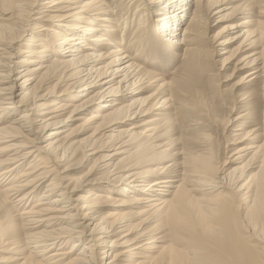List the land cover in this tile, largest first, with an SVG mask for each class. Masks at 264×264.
<instances>
[{"label":"bare ground","instance_id":"6f19581e","mask_svg":"<svg viewBox=\"0 0 264 264\" xmlns=\"http://www.w3.org/2000/svg\"><path fill=\"white\" fill-rule=\"evenodd\" d=\"M37 1L0 0V264H42L54 249L46 264H264V164L252 196L245 198L247 191L239 195L242 201L237 198L244 208L227 200L228 175L216 176L219 168L206 158L196 155L188 169L177 170L159 140L169 130L158 128L153 118L172 105L173 82L141 66L144 58L163 65L171 53L174 59L188 54L187 44L199 38L209 16L219 17L215 25L223 22L227 1L129 0L121 1L124 7L115 6L116 11L101 0ZM242 1L264 15V0ZM136 21L140 25L129 37ZM31 22L34 31L23 43ZM242 26L231 25L235 35L221 41L217 52L224 56L227 46L240 41L224 68L248 70L243 83L260 81L264 91V48L257 47L264 42V23L250 35L240 33ZM55 79L52 90L39 95V88ZM66 81H74L67 88L79 90L78 95L101 89L98 108L88 119L94 136L102 133L106 118L125 115L130 127L124 141L97 149L113 150L101 157L104 161L125 155L106 167L129 165L122 171L126 175L89 181L86 190L76 183L68 192L73 181L54 174V164L69 154L57 144L58 137L67 124L79 120L69 121L79 111L74 108L66 119L65 114L46 118L69 107L62 99L42 101ZM150 86L152 94L134 99L139 88ZM262 145L252 152H261ZM247 150L238 147L232 156L240 159ZM248 189L242 185L238 192ZM25 191L15 200L22 207L17 221L7 210L8 200ZM77 191L90 195L73 198ZM28 201L37 203L27 207ZM134 218L139 222L133 224Z\"/></svg>","mask_w":264,"mask_h":264},{"label":"rangeland","instance_id":"374dc122","mask_svg":"<svg viewBox=\"0 0 264 264\" xmlns=\"http://www.w3.org/2000/svg\"><path fill=\"white\" fill-rule=\"evenodd\" d=\"M101 1L105 2L106 6L116 11L117 9H114L115 6L124 7L121 1L128 2L129 0ZM226 1L227 10L223 13V22L215 25V21L218 20L219 17L209 16L207 23L205 22L201 26L199 38L187 44L186 48L188 54L185 52L184 56L174 59L175 53H171L173 57L167 60L168 64L163 65L158 63L153 64V60L144 58L143 61H146V64L141 66L145 68V70L151 71V73L156 75L160 80L164 82H169L171 80L173 82V88L170 91L173 96L172 105L163 110L158 116L153 117L157 119L156 125L158 128L169 130L167 136H163L159 139L162 145H164L162 150L166 151L165 155L167 156V160L177 162L175 168L180 170L181 168L188 169L190 165L189 159L196 155H200L201 158H206L212 166L219 168L215 173L216 176H219L220 173L221 176L228 175V185L225 191L227 200L233 199L237 205L244 208V204L240 202L242 198H239V195L245 194L248 191L245 194V198L249 199L253 194V190L256 188L257 183L254 179H260L262 176L260 170L264 164V131L262 130L264 127H261V124L262 120H264V98L261 97V93L264 91L260 81H255L251 84L243 83L242 77L248 70L237 73L232 68H224L226 59L235 53L240 41L227 46L228 53L224 56H220L217 52L221 48L217 47V45L221 41L235 35L236 31L230 30L231 25L235 26L242 24V28L239 29L241 34L245 32L247 35H250L252 31H257L260 22L264 23V15L260 16L258 14L261 8L247 7L242 0ZM37 2L41 4L44 0H38ZM36 5L37 4H35V7H37ZM35 10H37V8ZM33 23L35 22H31V27L24 34L23 43L27 41L29 35L34 31ZM139 25V21L133 22L129 27L127 35H129V37L132 36ZM53 29L59 31L56 27H53ZM255 35L256 32L253 36ZM33 37L36 38V34H33ZM261 43L262 44L257 47L264 48V42ZM133 54L134 52H131V55ZM37 78L38 76L36 79ZM57 80L58 79H55L51 83L42 85L39 88V95H45L50 92ZM73 82L74 81H66L60 83V85L55 88V92H52L54 96L50 97L48 101H42L48 104L51 103V100H57L58 102V100L62 99L64 102L61 104L69 107L66 113L62 111L49 115L46 118L65 114L63 118L66 119L70 116L74 108H78L79 111L72 115L69 121H73L75 118L79 120L67 124V127L61 130V135L58 137L59 142L57 144L61 145L62 149L65 148L67 150V154L69 153L68 158L64 159L63 162L54 164V168H56L54 174L58 175L57 177L62 178L66 176L64 179H66L67 182L68 180L73 181L68 192L71 191L76 183L82 185L80 189L86 190L87 187L85 188L84 185L89 181L96 182V180L101 179L100 182H104L105 179L112 180L114 177L111 178V175L113 174L114 176L126 175V173L122 171L129 166L122 164L120 168L117 167L118 170H114L113 166L106 167L107 164H115L117 160L124 158L125 155L122 154L116 157L117 160L114 158L112 161H104V159L101 158L113 152L112 149L108 150L107 148L114 146L113 144L115 143L124 141L123 138L127 135L126 131L130 127L126 125L127 122H124L123 117H125V115L118 119L112 117L106 118L105 125L102 124V133L94 136V129L90 128L88 119L98 108L96 104L100 99V95H97V93L101 89L96 87L89 93L78 95L77 91L79 90L67 88V85ZM35 83L32 84L34 85ZM152 87L153 86H150L149 90L146 91L139 88L135 93L136 97L134 99L142 100L148 97L154 91ZM83 88L84 87H81L79 89ZM18 94L20 93L16 91L15 97H17ZM72 96L75 100H71ZM17 100L18 97L15 98V101ZM83 104L84 107L81 110L79 106H83ZM40 112H42V110H40ZM100 114L105 115V112ZM4 125H7V123ZM237 141L242 142L237 143ZM101 144H107L105 146L107 148L104 152H100L101 150L97 149ZM261 144H263L261 152L254 154L251 148ZM241 146L248 149L247 153L245 152L242 154L243 156L240 159L237 158V156H232L233 151ZM94 148H96L97 151L91 150ZM93 152L97 154L92 156ZM82 154L89 156L84 158ZM234 158L237 160H234ZM31 160L29 159L28 162L33 166L34 162H31ZM127 160L131 161L130 166L134 164L131 158ZM27 164L24 168L28 166ZM67 168L71 171L65 172L64 175L60 174ZM108 171H111V173ZM53 178L54 176L50 179ZM47 183L39 187L38 197L43 194L44 186L47 185ZM177 185L178 183L175 184V186ZM185 185L187 186L186 183ZM242 185L243 188L249 187V189L243 190V193L238 192V189ZM0 189L2 188L0 187ZM109 189L113 188L110 186ZM28 191L13 194L8 200L11 206H8L9 209L7 210H11L10 215L14 220L18 219V212L22 209L21 205L15 204V200ZM103 193L107 194L109 191L105 190ZM71 195L73 198H76L90 194L77 191ZM56 196L57 195H53L50 198L53 199ZM119 198L127 200L128 197L125 199L123 196H119ZM237 198L240 200L238 201ZM36 200H38V198ZM36 203L37 201H33L27 207H32L33 204ZM43 207H48V205L46 204ZM138 222L139 220L134 218L133 224ZM148 225L152 224H147L145 227ZM154 225L156 224L150 227ZM91 228L92 226L90 229ZM120 236L122 237L124 234ZM26 248L27 250L24 251L23 255L27 253L30 246ZM63 251H68V249ZM55 252L54 249L44 258L41 257L40 260L43 258L41 263H48L50 254Z\"/></svg>","mask_w":264,"mask_h":264}]
</instances>
